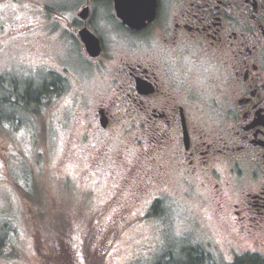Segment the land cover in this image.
I'll return each instance as SVG.
<instances>
[{
    "label": "flooded vegetation",
    "instance_id": "1",
    "mask_svg": "<svg viewBox=\"0 0 264 264\" xmlns=\"http://www.w3.org/2000/svg\"><path fill=\"white\" fill-rule=\"evenodd\" d=\"M141 15L125 26L114 0H79L60 21L64 41L100 83L101 98L85 113L88 165L118 172L126 197L103 204L112 209L108 223L91 222L95 248L80 241L79 258L65 263L59 253L45 264L93 256L104 264L122 230L170 210L175 177L189 195L199 185L236 240L254 247L229 263L248 254L250 264H264V0H145ZM84 30L98 39L96 56ZM17 259L13 242L0 245V264Z\"/></svg>",
    "mask_w": 264,
    "mask_h": 264
},
{
    "label": "rangeland",
    "instance_id": "2",
    "mask_svg": "<svg viewBox=\"0 0 264 264\" xmlns=\"http://www.w3.org/2000/svg\"><path fill=\"white\" fill-rule=\"evenodd\" d=\"M78 1L0 0V85L5 92L21 93L27 83L61 81L36 107L20 106L0 118V245L14 243L17 264H45L59 253L70 263L80 241L87 250L89 243L95 248L91 222L108 223L112 209L103 204L111 195L126 197L117 189L118 172L90 168L89 144L82 141L85 113L101 92L96 72L62 37L60 21ZM13 115L17 121L8 118ZM187 188L175 177L168 186L170 210L122 230L104 264L161 259L176 264L187 248L203 251L204 264H232L240 252L254 249L249 241L236 240L226 220L200 197L199 185L193 195ZM121 217L126 220V207ZM259 247L264 254V245ZM93 259L90 264L102 263Z\"/></svg>",
    "mask_w": 264,
    "mask_h": 264
},
{
    "label": "trees",
    "instance_id": "3",
    "mask_svg": "<svg viewBox=\"0 0 264 264\" xmlns=\"http://www.w3.org/2000/svg\"><path fill=\"white\" fill-rule=\"evenodd\" d=\"M57 82L58 80L53 78L49 82L45 81L40 85L27 83L21 93L19 91L17 92L16 90H12V92L9 93L10 95H8L5 92V89L0 85V105L3 106L4 115L7 110H11L12 114H14L20 106H22L23 109L31 108V105L36 107L43 98H46V93H50L51 90H53V87L57 85ZM18 100H21L22 103H18ZM8 118H12L13 120L16 119L17 121V117H14V115ZM187 249L188 250H185L184 253L185 257L183 256L184 258L177 260L176 264H203L201 259L205 258V256L203 254H198L199 250L194 249V251H191L190 248ZM166 262H168L167 259H161L157 260L155 264H167ZM234 264H250V259L246 260L243 258Z\"/></svg>",
    "mask_w": 264,
    "mask_h": 264
},
{
    "label": "water",
    "instance_id": "4",
    "mask_svg": "<svg viewBox=\"0 0 264 264\" xmlns=\"http://www.w3.org/2000/svg\"><path fill=\"white\" fill-rule=\"evenodd\" d=\"M145 0H142L138 11L136 12V15L134 18H129L127 11H126V4L124 2V0H114V10H115V14L118 18H120V20L122 21V23L126 26H138V24H140L139 22L143 21L145 19V16L141 15V7L143 5V2ZM150 2H152V0H148ZM80 15L83 18H87L88 17V11L86 9H84L83 11H81ZM81 37L85 42H89L90 40L94 42V47H92L91 45H89L88 47V53L91 56H96L99 52H100V48L98 47V39L88 30H84L81 32Z\"/></svg>",
    "mask_w": 264,
    "mask_h": 264
},
{
    "label": "snow or ice",
    "instance_id": "5",
    "mask_svg": "<svg viewBox=\"0 0 264 264\" xmlns=\"http://www.w3.org/2000/svg\"><path fill=\"white\" fill-rule=\"evenodd\" d=\"M124 2L126 4V11L129 18L130 19L134 18L142 0H124ZM3 116H4L3 106L0 105V118H3Z\"/></svg>",
    "mask_w": 264,
    "mask_h": 264
}]
</instances>
